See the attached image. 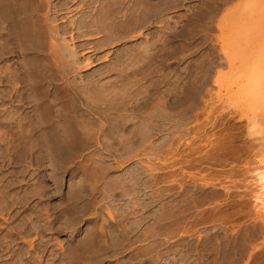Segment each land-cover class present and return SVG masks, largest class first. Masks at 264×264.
<instances>
[{"label":"rangeland","instance_id":"obj_1","mask_svg":"<svg viewBox=\"0 0 264 264\" xmlns=\"http://www.w3.org/2000/svg\"><path fill=\"white\" fill-rule=\"evenodd\" d=\"M263 92L264 0H0V264H264Z\"/></svg>","mask_w":264,"mask_h":264},{"label":"bare ground","instance_id":"obj_2","mask_svg":"<svg viewBox=\"0 0 264 264\" xmlns=\"http://www.w3.org/2000/svg\"><path fill=\"white\" fill-rule=\"evenodd\" d=\"M263 37V36H262ZM263 80V79H262ZM263 94H264V92H263Z\"/></svg>","mask_w":264,"mask_h":264}]
</instances>
